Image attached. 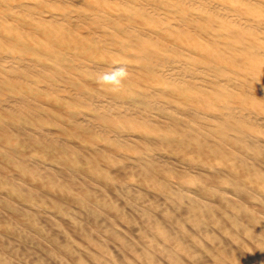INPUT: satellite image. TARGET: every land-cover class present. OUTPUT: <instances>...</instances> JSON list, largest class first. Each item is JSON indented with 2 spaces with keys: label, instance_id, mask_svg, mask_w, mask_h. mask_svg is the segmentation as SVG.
Listing matches in <instances>:
<instances>
[{
  "label": "bare ground",
  "instance_id": "obj_1",
  "mask_svg": "<svg viewBox=\"0 0 264 264\" xmlns=\"http://www.w3.org/2000/svg\"><path fill=\"white\" fill-rule=\"evenodd\" d=\"M0 264H264V0H0Z\"/></svg>",
  "mask_w": 264,
  "mask_h": 264
},
{
  "label": "clouds",
  "instance_id": "obj_2",
  "mask_svg": "<svg viewBox=\"0 0 264 264\" xmlns=\"http://www.w3.org/2000/svg\"><path fill=\"white\" fill-rule=\"evenodd\" d=\"M128 77L129 72L127 66L120 64L97 74L96 83L111 93H118L123 88L124 82Z\"/></svg>",
  "mask_w": 264,
  "mask_h": 264
}]
</instances>
